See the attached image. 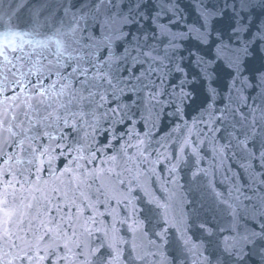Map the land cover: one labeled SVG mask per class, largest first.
Here are the masks:
<instances>
[{"label": "snow or ice", "instance_id": "obj_1", "mask_svg": "<svg viewBox=\"0 0 264 264\" xmlns=\"http://www.w3.org/2000/svg\"><path fill=\"white\" fill-rule=\"evenodd\" d=\"M0 264H264V0H0Z\"/></svg>", "mask_w": 264, "mask_h": 264}, {"label": "water", "instance_id": "obj_2", "mask_svg": "<svg viewBox=\"0 0 264 264\" xmlns=\"http://www.w3.org/2000/svg\"><path fill=\"white\" fill-rule=\"evenodd\" d=\"M197 104L199 101L196 102ZM196 107V104L193 105V108ZM192 115V110H189V119ZM173 123H179V121H175L174 118L168 116V115H163L161 120L158 121L157 126L159 128V131L156 134V138L158 139L159 137L163 136L166 132L170 131L172 128ZM137 130L139 131H144L143 125L142 124H137L136 125ZM223 141H221L222 143ZM161 151H164V149H161ZM202 155L204 156V159L200 162L199 167L208 169L211 172L215 171L214 175V183L216 185V188L218 191L223 192L225 195L228 194V191L231 187L232 181L231 177L233 173H240L242 178L245 181H250V177L247 171L242 169L240 167L241 161L239 160L238 157H232L231 152L228 153V158L224 160V164L222 167L219 168L218 171H216L218 161L214 159L213 153H212V144L211 143H206L203 146L202 149ZM252 163L256 166L257 171H260L259 165L257 162L252 161ZM167 162H165L163 165L158 166L157 170V176L160 177V180L157 181V184L155 185L156 187V195L163 198L167 194L159 189V184L162 183V181L166 178H168V174L166 171L161 172L160 169L164 166H166ZM195 167V162L190 160L189 163L184 166L181 171H180V183L184 185L183 189L176 188L173 185H165V187L171 188L176 196L175 200L172 202V211L174 214H178L180 212V205H179V200L181 196H187L188 199H192V193L188 190L190 187L189 180H190V175L191 171ZM231 168L232 172H228L227 169ZM225 175L229 177V179H225ZM155 179V178H153ZM202 179H204L202 177ZM261 179L259 175L256 176V180ZM239 183L240 181H236ZM245 192H247L248 195H251V192L247 191V188L243 189ZM186 211H190V207L185 206ZM171 238V234H170ZM169 252H171V249H168Z\"/></svg>", "mask_w": 264, "mask_h": 264}]
</instances>
